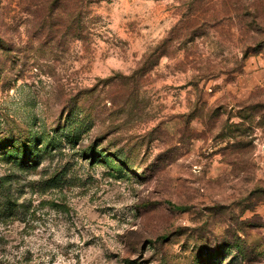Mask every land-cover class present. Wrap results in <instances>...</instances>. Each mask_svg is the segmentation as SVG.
Returning a JSON list of instances; mask_svg holds the SVG:
<instances>
[{
  "label": "rangeland",
  "instance_id": "374dc122",
  "mask_svg": "<svg viewBox=\"0 0 264 264\" xmlns=\"http://www.w3.org/2000/svg\"><path fill=\"white\" fill-rule=\"evenodd\" d=\"M0 264H264V0H0Z\"/></svg>",
  "mask_w": 264,
  "mask_h": 264
},
{
  "label": "trees",
  "instance_id": "16d2710c",
  "mask_svg": "<svg viewBox=\"0 0 264 264\" xmlns=\"http://www.w3.org/2000/svg\"><path fill=\"white\" fill-rule=\"evenodd\" d=\"M90 155H91V152H90ZM89 156L88 154H86V157Z\"/></svg>",
  "mask_w": 264,
  "mask_h": 264
}]
</instances>
